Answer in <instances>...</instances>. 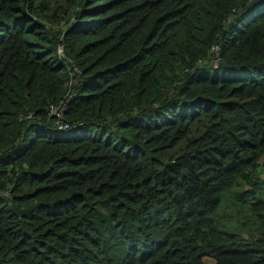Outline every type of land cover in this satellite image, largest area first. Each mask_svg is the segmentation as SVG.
Segmentation results:
<instances>
[{"label": "trees", "instance_id": "1", "mask_svg": "<svg viewBox=\"0 0 264 264\" xmlns=\"http://www.w3.org/2000/svg\"><path fill=\"white\" fill-rule=\"evenodd\" d=\"M207 263L264 264V0H0V264Z\"/></svg>", "mask_w": 264, "mask_h": 264}, {"label": "built area", "instance_id": "2", "mask_svg": "<svg viewBox=\"0 0 264 264\" xmlns=\"http://www.w3.org/2000/svg\"><path fill=\"white\" fill-rule=\"evenodd\" d=\"M212 53H213V57L211 59L212 61V65L213 67H217L218 61H219V48L213 47L211 49ZM59 53L63 56L64 55V50L63 47L61 46L59 48ZM76 72H80L78 69H75ZM77 81L75 83H73V85H76ZM51 112L53 115L57 116V126L63 130V131H70L72 129L77 128L78 126H81L82 124L79 123L78 125L75 124H71L65 117H64V107L63 105H58L56 107L51 106ZM28 119L32 118V116H28Z\"/></svg>", "mask_w": 264, "mask_h": 264}, {"label": "rangeland", "instance_id": "3", "mask_svg": "<svg viewBox=\"0 0 264 264\" xmlns=\"http://www.w3.org/2000/svg\"><path fill=\"white\" fill-rule=\"evenodd\" d=\"M207 264H209V263H207Z\"/></svg>", "mask_w": 264, "mask_h": 264}]
</instances>
